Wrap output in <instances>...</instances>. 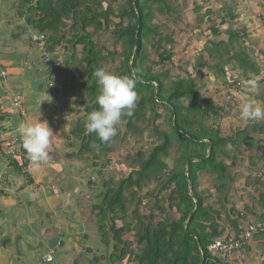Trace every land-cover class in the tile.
<instances>
[{
    "label": "trees",
    "instance_id": "trees-1",
    "mask_svg": "<svg viewBox=\"0 0 264 264\" xmlns=\"http://www.w3.org/2000/svg\"><path fill=\"white\" fill-rule=\"evenodd\" d=\"M230 3L205 14L201 13L200 6L193 8L198 15V26L212 23L208 30L216 38L207 39L199 51L200 61L195 72L202 78L200 73L207 68L224 87L241 93V83L257 81L260 68L247 43L250 32L235 25L239 13L237 0ZM181 7L174 0H21L17 12L18 17L26 18L22 29L46 37L48 52L55 53L58 47L66 49L64 87L71 80L72 89L84 91L76 103L89 105L84 109V117L71 120L73 129L68 143L69 147L77 149L80 159L93 157L89 168L100 167V173L118 155V146L132 141L130 136L135 137L126 157L133 168L117 183L104 180L106 190L96 196L98 210L91 211L102 244L108 247L115 243V252L110 257L114 264L124 257L127 264H201L203 254V264H225L214 262L209 249L216 238L227 231L216 221L222 219V213L230 222L234 236H239L241 226L246 225L247 215L264 221V213L256 214V207L246 205L239 211L231 205L226 209L230 203L227 196L231 183L226 179H232L231 172L241 159L240 145L254 147L257 156L248 158L249 167L258 172L255 187H264V121L250 123V130H239V135L236 132L224 135L220 128L210 124L211 116L218 115L224 108L205 98L204 84H198L187 71L182 78L168 69L167 65L174 58V40L168 31L172 24L180 21ZM224 25L229 26L225 32ZM225 36L227 40L222 39ZM79 46L83 47L81 54L77 53ZM260 53L264 58V50ZM48 59V55L43 58L45 62ZM101 68L137 80L138 100L134 112L122 117L117 135L108 144L101 143L95 133H88L85 128L88 114L99 107L94 72ZM58 71L63 73V67ZM243 73L250 75L243 77ZM162 78L171 80L163 85ZM260 98L264 106V91ZM161 107L167 112L162 124ZM121 126L127 130L121 131ZM258 134H263L262 143L256 138ZM142 139L147 144L142 143ZM175 141L179 142V156L170 167L168 161ZM227 145L230 149L225 148ZM100 156L106 158L105 163H100ZM190 160L195 162L189 165L187 178L186 167ZM14 164L19 166L16 161ZM202 174L214 177V184L200 192ZM212 188L217 195L215 203L221 210H214L206 203L214 196ZM2 193L0 190V195ZM263 199L264 193L260 201ZM132 204L135 208L129 214ZM173 212L177 217H173ZM126 235L130 237L125 239ZM260 238L264 239V226L252 240ZM131 241H135V251ZM247 250L242 248L241 252L246 254ZM107 257V254L101 258L95 255L92 264Z\"/></svg>",
    "mask_w": 264,
    "mask_h": 264
},
{
    "label": "rangeland",
    "instance_id": "rangeland-1",
    "mask_svg": "<svg viewBox=\"0 0 264 264\" xmlns=\"http://www.w3.org/2000/svg\"><path fill=\"white\" fill-rule=\"evenodd\" d=\"M178 4L182 5L181 8L182 11L180 12V21L177 24H172L170 27V30L168 31V34L172 36L174 40V45L172 46V51L174 53L173 62L168 64V69L170 68L172 70V74L175 76H182L184 78L186 76L185 72H189L191 75L194 76L196 82L200 84L201 82L204 84V96L206 99L212 100L214 102V105L218 107H223V111L219 113L218 115L211 116V127H217L221 129V132L224 135H229L232 132H236L235 134H240L239 130H250V123H257L261 124L263 121H252V120H242L240 119V106L244 102H252L255 105H259L261 107H264L261 104V98L260 95L264 91V58L261 55V50H264V26L259 25V22L264 17V8H261V5L264 6V0H241V6L245 9V14L247 15L244 19H237L235 25L238 29H246L249 32H256L251 36V38H248L247 43L251 50V56L255 60L254 62L259 66L260 68V75L257 79V81L254 79L256 86L252 87L247 80H244L245 83H247V86H244V89H242V92L237 91L235 88H229L224 87L223 82L221 80L217 79L215 76L210 75L208 72V69L205 68L200 75L202 78L198 77V73L195 72V66L198 65V62L200 61L199 57V51L202 49L204 44L206 43L207 39H216L214 36H212V33L210 30H208L209 25L202 24L198 26L197 18L198 15L194 12L193 8L195 6L201 7V13L205 14L206 12L212 10H219L222 8V6H225L227 4H231V0H174ZM4 7H12L10 9L11 11H15L18 9L19 4L21 3V0H0ZM209 2V3H206ZM243 4V5H242ZM237 5V4H236ZM234 5V6H236ZM238 7V6H237ZM211 8V9H210ZM18 12V11H17ZM16 12V13H17ZM259 15H263L262 17H259ZM261 19V20H260ZM117 21V20H115ZM259 21V22H258ZM258 24V26H257ZM229 26H223L222 30L225 32L228 30ZM257 29V31H256ZM259 31H262L259 33ZM12 35V34H11ZM8 36V35H7ZM31 37V36H30ZM28 38V37H27ZM223 40H227L228 37L225 36L222 38ZM115 43V42H114ZM28 45L24 44L23 40H21V46ZM43 51H40L37 49V51L40 52V55L42 58L46 55H50V63L49 65L45 66L48 67L47 70L44 69V67H39V64L32 63V67H30V71L32 74L36 72L37 68L40 71L39 75L44 74V77H41L39 82L37 83V91L40 92V95H37L34 93L35 98H40L39 101L43 104L46 103H53V101L56 103L58 102V107L55 109L56 112L59 110L67 109L69 111L64 112L66 116H63V118H69L70 122L68 125H66L65 130L67 131L66 134L64 128L62 129L61 124H64L63 118H55L53 117L51 125L48 123L49 127L53 128V134L56 133L53 138H51L50 147L48 149L49 153V159L47 162L56 161L57 163L64 161L66 164H70L72 166V169L66 168L65 166L60 169H54L52 170V173H48V176L56 177L55 179L58 182H63L60 185L55 184V180L51 183V187H56V189L61 193V199L62 201L69 198L73 199L74 197L79 198L82 194L81 201L82 204H84V201L87 203V208L85 210H82L84 213L81 214V219L77 216V214L70 215L68 214V217L70 218L69 222V228L74 227L78 231H80L82 234H87V237H89V243L88 248L91 249L92 252L97 254V257H100L107 254V258L100 259V263L97 264H114L111 262V256L114 254L115 249V243L113 242L110 246H103L102 243V236L98 232L96 225L93 224L94 220V214L92 212H96L98 210L96 205V196L103 193L106 189L104 187V180H111L112 183H117L118 180L122 177H125L129 174L131 171V165H129L128 161H126L127 153L131 151V142H133V139H135L134 136H130L129 143H121V145L118 146L116 157L114 158L113 162L109 164L105 169H103L100 173L99 170L100 167H91L86 168L89 164L92 163V158L89 156L81 157L79 152H76L74 148L69 147V139L71 138L70 135V129H73L71 126V120L72 119H80L84 117V109L88 107V103L85 105H78L76 103V100L81 97L82 91L80 88L72 89L70 87V84L72 81L70 80L66 87H64V84L66 83V74L65 72L59 73V68L62 67L65 63V61L68 59L66 54V49L63 47H58L56 49L55 53H51L47 51V46L43 47ZM169 48V46H167ZM262 48V49H259ZM41 49V48H39ZM82 47L77 48V53L81 54ZM44 52V53H43ZM36 58V55L34 56ZM27 58V57H26ZM23 57V59H26ZM41 58V59H42ZM34 62H38L35 61ZM49 62V61H48ZM162 68V67H161ZM111 69V68H110ZM163 71L164 69H160ZM160 71V74H161ZM171 79H173V76ZM250 74L243 73L242 76H248ZM241 75H238V77ZM235 77V76H234ZM230 78V77H229ZM170 79V80H171ZM170 80L162 78L163 85H166ZM231 83V82H230ZM40 85H45L47 89L44 87H40ZM56 90H59V93L56 92ZM62 92V93H61ZM12 92L4 91L3 95L0 96V102L2 104L0 110L7 111L8 115L6 116L4 122H0L2 125L0 128L4 127V129H12L14 127H18V125L21 122H26V120L29 122L28 117H31V113H37L34 111L36 109V106L34 108H30L28 99L31 100V94L25 93L23 95V99H21V103L23 104V108H16L14 105V97H12ZM206 104V103H205ZM67 106V108H66ZM4 107V108H3ZM28 111H25V108ZM46 107H39V111L41 114H47L48 112L45 111ZM61 110V111H62ZM1 112V111H0ZM21 112V114H20ZM28 113V114H27ZM59 113V112H58ZM63 114V111L61 112ZM166 110L161 107V114L163 115L160 122L161 124L164 123L167 119L166 117ZM24 114V115H23ZM26 117V118H25ZM21 118L24 119V121L21 120ZM33 122V121H32ZM121 131H126V128H123V126L120 127ZM61 130L63 132L61 133ZM17 133V131H16ZM7 134L9 135V139L11 140L9 143L11 144V148L8 149V151H4V156L1 157L2 153L0 154V179L4 176H9L14 173H16L13 177V181L9 182L8 184H5L4 187H6V190H10V193L4 192L6 197L2 202L6 203L9 201H12L16 204V201L20 198L26 199L27 203L22 204L17 212L16 215V222L18 223L17 226H20V232L22 233L27 228L26 219L27 217H31L32 215H37L38 209L40 207L39 200H37L36 195L35 198H30L32 193L29 191L31 190V183L36 182L34 180V177L36 179H41L46 174V169L43 168L44 166L41 163L39 165L40 168L45 169L42 173V171L38 168H32L29 163L32 165L33 163L30 161V159L27 156L26 151L24 150L22 143H18L17 141L20 140V136H13L11 137L10 133L7 131ZM18 134V133H17ZM134 137V138H133ZM258 142H261V139H263V134H258L256 136ZM143 140V139H142ZM14 143L19 144L18 151L16 150ZM142 143H146L144 140ZM262 143V142H261ZM147 144V143H146ZM147 146V145H146ZM230 145L225 146V148L230 149ZM179 142L175 141V145L173 147V151L170 154V160L168 161L169 166H172V163L174 162L173 159L175 157H178V151H179ZM238 151L240 153V160L236 161V168L233 169L231 172L232 179L228 178L226 179L227 183L231 182L229 185V193L230 195L227 196L230 203L227 204L226 209H230L231 205H235L237 210H244V206H249L253 208H257L256 214H259L258 212L264 213V199L263 202L260 201V196L262 193H264V187L257 189L254 185V183L257 181V173L256 170L251 169L250 161L248 160L249 157L253 156L256 157L257 153L251 146L247 145H240L238 147ZM68 152V153H66ZM6 154V155H5ZM75 155V157L72 156H66V155ZM244 157L242 160V156ZM11 156V159L14 163L16 161L19 165L24 166L28 165L27 167L23 168L25 171L27 170H33L34 173H32L29 178L30 181H27L23 179L20 174H18V170L12 169L10 167L9 163L11 159H7ZM66 156V157H65ZM79 156V157H78ZM79 159V163L77 158ZM88 157V158H87ZM52 158V159H51ZM224 161L229 162L228 159L221 157ZM90 161V162H89ZM100 163H105L106 158L103 156H100L99 159ZM46 162V163H47ZM122 164H120V163ZM77 164V165H76ZM9 165V166H8ZM261 167L258 168L260 170ZM78 169V170H76ZM23 172V171H21ZM77 173V177H72L70 179L69 175H72V173ZM24 175V174H23ZM35 175V176H33ZM25 176V175H24ZM28 176H26L27 178ZM51 177V178H52ZM18 179V180H17ZM214 177L207 176V175H201L200 181H199V190L205 191L207 189H210L212 184H214ZM264 181V179H263ZM12 183V184H11ZM44 185V184H43ZM44 187V186H43ZM24 189L23 191H20ZM54 189V190H56ZM44 191V188L40 187V191ZM42 191V192H43ZM23 193V194H22ZM75 193V194H74ZM208 193V192H207ZM211 193L214 195L210 200L206 201V203H209L212 205L213 209L215 210H221L219 205L216 202V191L211 189ZM63 195V197H62ZM208 196V194H207ZM226 196V195H225ZM9 197V198H7ZM54 199V197H51ZM36 200L37 202H31ZM65 202V201H64ZM11 203V202H10ZM54 201L50 204L49 207L52 206V211H54L53 207ZM60 204V202H57ZM43 204V203H42ZM46 204V203H45ZM70 204V203H69ZM32 206L33 208H29V206ZM129 205V214L132 213V210H134L135 205L133 206ZM7 214L6 219L9 220L10 217H14L13 209L10 208L9 205H5ZM168 206V205H166ZM5 208V207H4ZM143 209V207H142ZM141 209V210H142ZM92 211V212H91ZM59 213V212H58ZM57 213V214H58ZM81 213V211H80ZM261 213V214H262ZM60 214V213H59ZM173 217H177L174 212L172 213ZM222 219L216 220L214 218L213 220H216L219 222V225L221 228H225L227 231L223 234V236L227 237H234L235 234H233L229 227V221L227 220L226 216L222 213ZM32 216V217H33ZM258 216L254 215H247V223L246 225L243 224L241 226L242 229L248 227L249 225L253 226H264V221L257 218ZM35 218V216H34ZM54 218V215H53ZM118 218V217H117ZM33 219V218H32ZM55 219V218H54ZM83 219V220H82ZM11 221V220H10ZM84 221V222H83ZM121 219L118 221L121 223ZM16 223V224H17ZM249 223V224H248ZM66 221L61 222V226L63 225L66 227L67 225ZM57 226V225H56ZM220 228V229H221ZM56 230V227H55ZM54 232V231H53ZM55 233V232H54ZM57 234V233H55ZM27 236V234H26ZM25 236V237H26ZM80 236V235H78ZM84 236H81V239L84 240ZM130 235H126L125 239H128ZM62 239V238H61ZM131 248L133 251L136 250L135 248V241H131ZM247 250V253L239 252L235 253L231 260L228 263L225 264H264V239L260 238L255 241H251L248 246L245 247ZM212 253V252H211ZM89 252H85L84 259L86 264H92L91 260L93 259V255H89ZM59 255V254H58ZM57 255V257H58ZM212 260L215 262L216 260L222 261L220 258L221 256L215 255L214 253L211 254ZM205 259V258H204ZM223 262V261H222ZM115 264H127L126 257L122 258L121 260L115 262Z\"/></svg>",
    "mask_w": 264,
    "mask_h": 264
},
{
    "label": "crops",
    "instance_id": "crops-1",
    "mask_svg": "<svg viewBox=\"0 0 264 264\" xmlns=\"http://www.w3.org/2000/svg\"><path fill=\"white\" fill-rule=\"evenodd\" d=\"M237 6H238L237 10L239 12L237 19L239 20V19L246 18L247 15L245 14V9L241 6V0H237ZM261 8H264V6L261 5ZM10 9H12V7L5 8L2 2H0V96L3 95V92L5 90L9 91L10 93L12 92L11 94L12 97L15 98L16 96H20L21 99L23 100H24L23 95L25 93L31 94V100L29 99L27 100L29 101L28 106L30 108H34V106H36L37 108L39 105L40 107L41 106L46 107L45 111L48 112L49 115L47 116V114H41L40 120L41 122L47 121V123L51 125L52 119L54 116H56L55 118H59V117L63 118V116H66L64 112H67L69 110L64 109L62 110L63 114L61 113V115H59V113L56 112L55 110L58 107V102L55 103L53 101V103H49L46 105V103L43 104L39 101L40 98L34 99L35 96H33L35 95L34 93H36L37 95H40V92L37 91L36 88H37V83L39 82L41 77H44V74L39 75L41 70H39L38 68L36 72L32 74L30 71V67H32L31 61H33V63L39 64V67H44V69L47 70L48 67H45V66L49 65L51 61L50 55H48L49 62L48 61L45 62L42 58L43 55L41 56L40 52L37 51V49L40 51H43L44 49L43 47L46 46L47 39L44 35H39V34L32 33L27 30L22 29V27L25 26L24 24H25L26 18L18 17L16 12L18 11L19 7L15 11H11ZM262 16L263 15H259V17H262ZM207 25L211 27L212 23H207ZM260 32L262 31H259V33ZM255 33L256 32H250V38ZM35 38H39V40H36ZM21 40H23L24 44H28V45L21 46ZM79 47H82V46H79ZM35 55H36V58L34 57ZM23 57L25 58L27 57V58L23 59ZM34 60L38 62H34ZM44 64L46 65L44 66ZM62 67H63V72H66L67 69L64 66ZM36 73H39V74H36ZM44 86L40 85V87H44ZM45 89H47L46 86H45ZM1 106L2 104L0 102V109H1ZM0 111H1L0 112V122L3 123L8 113L7 111H4V110H0ZM25 111H28V110L25 108ZM37 115L38 113H31V117L30 118L28 117L29 122H32V121L35 122V118ZM68 119L63 118L64 124H61L62 129L64 127L66 128V125H68V123L70 122V120ZM21 120L24 121L23 118H21ZM26 122L28 121L26 120ZM1 126L2 125L0 124V127ZM16 129L17 127H14L13 130L10 128L8 129V127L7 129H4V127H2V129L0 128V154L2 153L1 157L4 156L3 154L4 151L6 150L8 151V149L11 148V144L9 142L11 140H14V139L10 140L8 138L9 135L7 134V131L11 134L10 135L11 137L19 136V134L16 133ZM51 129L54 130V127ZM62 132L63 130H61V133ZM66 133L67 131L65 130L64 134ZM55 134L56 133L54 132V135L52 136V138L55 136ZM17 142L22 143L21 139ZM14 146L16 150L18 151V148L20 145L14 143ZM75 150L77 152V149ZM66 156L75 157V155L73 156L70 154ZM7 157H9L7 158L8 160L11 159V156H7ZM78 157L76 158L79 163L80 161ZM9 165L10 167H12V169L18 170V171L16 170L15 171L18 172V174H20L21 176H23L22 177L23 179L30 181L29 176L32 173H34L33 172L34 169L25 171L23 168L27 167L28 165H24V166L17 165L18 166L17 167L12 162V159L10 160ZM29 165L32 168H38L39 170L42 169L40 167L35 166L34 164L31 165L29 163ZM42 165L44 166L43 168L46 169V174L43 177H41V179L40 178L36 179L34 177V180L36 182L31 183L33 185H31V190L29 191L30 193L36 195L37 197L36 199L39 200V203L41 205L38 209L37 215H34L35 218L33 215H32L33 217L32 216L27 217L26 219L27 228L22 233L20 232V226H17L18 223L16 222V215H17V212L20 206L22 204L27 203V200L20 198V201L18 199L16 201V204L12 201H9L6 203L2 202L4 198L6 197L4 192L10 193V190H11V189L6 190V187H4V185L13 181V177L16 173L13 172L12 176L11 175L6 176V177L4 176L3 178L0 179V183L2 182V184H4V185L2 184L0 185V190H3L2 195H0V264H37L40 258L43 256V253L45 251L56 247L58 244H60V249L58 253L59 255L58 257L57 256L55 257V261L53 264H86L85 259H84L85 252H89L90 253L89 255H93V259L95 258V255L97 256V254L92 252L91 249L88 248L89 247L88 246L89 237H87V234L85 233L82 234L80 231H78L74 227L69 228L70 219L68 218V213H72L73 215L77 214V216L80 218L81 214L84 213L82 211V210H85L84 207L87 208V203L85 201H84V204L81 203V201H83L81 200L82 194L80 195L81 197L79 198V200L78 198L74 197L73 199L69 198L68 200L67 199L65 200L64 198V200L62 201L61 193H59L56 187H54V189L56 190H54L53 187H51V183L53 182V180L57 178L52 177V176L51 178L50 176H48V173L50 172L51 174L52 170L54 169H60V168H63L64 166L66 168L68 167L69 169H72V166H70V164L67 165L66 162L64 161H61L59 163H57L56 161H52V162L43 163ZM89 166L90 164L86 166V168H89ZM45 169H42L40 173H42ZM68 175L69 177L70 176L77 177V173L75 172L72 173V175L70 174ZM26 176L28 177L26 178ZM71 178L72 177H70V179ZM262 178L264 179V177ZM54 183L60 185L63 182L62 181L58 182L55 180ZM40 187L44 188V191L42 190L43 192L38 191ZM23 190L24 189L20 191H23ZM51 197H54V199H52ZM52 201H54L53 203L54 211H52V206L49 207ZM31 202H37V201L34 200ZM57 202H60V204H58ZM6 204L9 205L10 208L13 209V214H14V217L12 218L10 217L9 220L6 219V214L8 210V209L6 210V206H5ZM29 208H33V207L30 205ZM53 215L55 219L53 218ZM62 221L67 222L66 227H64L63 225L61 226ZM55 227H56V230H55ZM53 231L57 234H55ZM82 235L84 236L83 237L84 240L81 239ZM222 236L223 235H220L219 237L216 238V240L221 238ZM92 260H91V263H92Z\"/></svg>",
    "mask_w": 264,
    "mask_h": 264
},
{
    "label": "clouds",
    "instance_id": "clouds-1",
    "mask_svg": "<svg viewBox=\"0 0 264 264\" xmlns=\"http://www.w3.org/2000/svg\"><path fill=\"white\" fill-rule=\"evenodd\" d=\"M94 76L99 93L96 96V103L99 107L98 110L88 114L85 128L88 133H95L101 143L108 144L117 135V125L120 124L122 117L131 116L134 112L138 100L135 91L137 80L132 76L117 75L102 68L97 69ZM253 80L248 82L252 87H255L256 84ZM241 85L242 90L244 86H247V83L243 82ZM39 107L40 105L34 109L38 113L35 122H21L16 129L28 158L37 167L48 161V149L54 135L47 121L41 122ZM240 119L264 121V107L250 101L244 102L240 106ZM30 198L34 199L35 194H32Z\"/></svg>",
    "mask_w": 264,
    "mask_h": 264
},
{
    "label": "built area",
    "instance_id": "built-area-1",
    "mask_svg": "<svg viewBox=\"0 0 264 264\" xmlns=\"http://www.w3.org/2000/svg\"><path fill=\"white\" fill-rule=\"evenodd\" d=\"M264 26V17L261 20ZM39 40V38H35ZM242 86V85H241ZM243 88V87H242ZM15 105L19 108H22V103L20 97H16ZM263 226H253L249 225L248 227L241 229L239 236L227 237L222 236L217 239L213 245L210 246V251L215 255L221 256V260L224 263H228L235 253H239L242 248H245L249 245L251 240L254 237L255 233L262 230ZM60 246H56L47 252L43 253V256L40 258L37 264H53L55 261V257L59 252Z\"/></svg>",
    "mask_w": 264,
    "mask_h": 264
},
{
    "label": "water",
    "instance_id": "water-1",
    "mask_svg": "<svg viewBox=\"0 0 264 264\" xmlns=\"http://www.w3.org/2000/svg\"><path fill=\"white\" fill-rule=\"evenodd\" d=\"M131 69H132V68H131ZM192 162H195V161H194V160H190V161L187 163V167H186V175H187V178H189L188 167H189V165H190ZM196 208H197V206H196ZM204 258H205V255L203 254V256H202V260H201V264H203V262H204Z\"/></svg>",
    "mask_w": 264,
    "mask_h": 264
}]
</instances>
